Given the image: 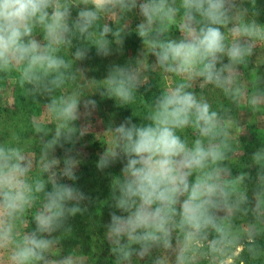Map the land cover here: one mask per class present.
Returning <instances> with one entry per match:
<instances>
[{"label": "clouds", "instance_id": "obj_1", "mask_svg": "<svg viewBox=\"0 0 264 264\" xmlns=\"http://www.w3.org/2000/svg\"><path fill=\"white\" fill-rule=\"evenodd\" d=\"M262 12L257 0H0V79L14 73L26 95L47 97L55 125L34 123L38 155L26 151L19 137L0 141V251L8 264H84L76 249L62 254V241L73 231L69 219L94 202L76 184L82 163L76 145L84 135L77 126L81 108L91 112L98 101L82 99L78 89L57 93L84 71L74 68L76 61L90 59L93 49L101 58L123 55L133 33L144 48L134 61L107 66L97 85L101 100L133 103L149 55L175 82L160 89L139 122L129 115L110 125L98 155L100 172L121 165L104 201L113 264L146 258L169 264L153 253L171 250L174 239V264H194L198 256L232 264L237 250L253 261L264 257V145L250 155L256 169L250 201L245 181L251 172L233 175L227 163L234 151L231 121L192 86L200 80L233 102L244 97L237 73L255 45H264ZM134 18L138 22L129 28ZM260 80L254 78L247 95L253 113L264 107ZM250 211L254 222L242 234L235 219Z\"/></svg>", "mask_w": 264, "mask_h": 264}, {"label": "rangeland", "instance_id": "obj_2", "mask_svg": "<svg viewBox=\"0 0 264 264\" xmlns=\"http://www.w3.org/2000/svg\"><path fill=\"white\" fill-rule=\"evenodd\" d=\"M75 14V13H74ZM261 20V18H259ZM138 22V18H134L133 23L129 24V28L134 27V23ZM264 23V21L260 22ZM173 37H179L176 28L172 29ZM131 39L136 40L134 45L130 41L124 44V54L128 62L134 61L140 50L144 48L142 42L133 33ZM137 44V45H136ZM66 51V58H70L71 54ZM74 51V49H73ZM122 55H113L103 58L108 64H123L124 60L118 58ZM155 58L147 56V67L143 70V81L141 86L155 88L151 91V100L157 95L162 87L168 83H174V78L168 77L155 67ZM74 68H82L84 71L77 74V80L73 85L72 82L62 89L57 95L70 94L73 90L78 89L81 92L82 99L92 98L98 101V107L91 112H87L81 108V118L77 121V126L84 133L80 142L76 145L77 150L81 152L79 157L82 161L77 175L80 177L76 182L86 194L93 197L94 202L90 205L89 211L84 215L77 214L74 218H70L68 223L72 226V234L62 241L63 252L67 254L69 251L76 249L78 254L84 258V264H113V258L109 255V245L104 238V224L109 221V207L104 201L108 200L110 193L111 180L103 182L97 179L100 175L98 170L93 174L92 166L96 165L98 155L105 150L109 136L106 134L108 127L118 125L125 117L131 115L126 106L118 105L115 100L104 98L101 100L97 92V85L106 74H94L91 72L87 61H76ZM261 77L260 85L264 87V45L256 44L253 56L249 59L246 67H241L237 73V85L244 90V97L237 102L230 100L225 93L214 85L204 84L200 80L192 81L193 90L198 95L205 97L215 109L221 112L227 120L231 121V139L232 146H237L232 139L237 133L254 134L256 140L264 142V107L258 112L253 113L247 105V95L252 91L253 80L255 77ZM15 74L0 79V141H12L15 137L20 138L21 145L26 151L38 155L40 138L33 132V125L42 124L48 128H53L54 122L49 118L45 105L48 102L47 97H32L26 95L20 89L15 81ZM93 81L96 83L94 84ZM61 150H57V155H62ZM234 158L231 159V161ZM231 162L229 163L231 167ZM240 173V172H239ZM234 175V174H233ZM95 178L97 180H95ZM72 183L71 181H65ZM252 190H248L252 196ZM245 217V216H244ZM240 220V218L238 219ZM249 220V222H246ZM254 222V214L245 217V220L235 223L236 227L243 234L248 230L250 223ZM34 226V225H33ZM174 247L171 250L155 251L153 256L164 255L168 258L169 264H174L177 248L174 239ZM232 264H240L241 260L247 264H253L254 261L248 256L247 251H239L233 253ZM0 264H8L7 253L0 251ZM140 264H150L147 258L140 261ZM194 264H212L209 258L197 257Z\"/></svg>", "mask_w": 264, "mask_h": 264}, {"label": "trees", "instance_id": "obj_3", "mask_svg": "<svg viewBox=\"0 0 264 264\" xmlns=\"http://www.w3.org/2000/svg\"><path fill=\"white\" fill-rule=\"evenodd\" d=\"M258 7L262 10H264V0H257ZM259 22L264 21V12H262L261 16L259 17ZM127 41H130L131 45H134L136 43V40L131 39V35L125 40V43ZM124 43V44H125ZM137 45V44H136ZM66 51L62 50V54L66 57ZM90 59L86 60L91 72L94 74H106L107 73V66L109 65L108 62H106L103 58L97 57L95 55V50L93 49L90 53ZM125 58V55H122V57H119V60H124L123 64L127 63L128 61ZM72 84H75V81L72 82ZM67 86V85H66ZM149 85H143L140 87L139 91L136 94V98L133 103L129 105H123L122 107L126 106L128 108L129 113L131 116H133L134 122H139L145 115L147 111V107L151 102V91L155 88L150 89V87H147ZM188 136L191 137L192 133L189 130L186 133ZM232 142H234L237 146H233L234 151L230 154V160L227 162L228 164L231 162V168L233 171V174H238L239 172L244 171H250L252 175L251 180H246L245 185L247 187V190H250L251 188H254L255 186V174L256 169L254 166H251L250 161V155L251 153L256 150V148L264 145V142H261L260 140H256V137H254V134L248 133V134H240L237 133L234 138L232 139ZM234 158L232 161L231 159ZM230 166V165H229ZM93 174H95L98 170L95 166H92ZM121 165L117 163L113 167L106 169L104 172H101L99 177L97 179H100L103 182H107L108 179H112L115 175H118L120 173ZM95 178V180H97ZM250 201L252 200V196L249 194ZM250 214V212H249ZM240 218V220H238ZM245 220L244 216L237 215L235 219V223L238 221ZM246 222H249L247 220ZM253 264H264V257H261L258 260H255Z\"/></svg>", "mask_w": 264, "mask_h": 264}]
</instances>
